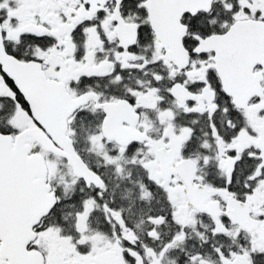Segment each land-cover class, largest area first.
<instances>
[{"label": "snow or ice", "instance_id": "6c2138e0", "mask_svg": "<svg viewBox=\"0 0 264 264\" xmlns=\"http://www.w3.org/2000/svg\"><path fill=\"white\" fill-rule=\"evenodd\" d=\"M0 264H264V0H0Z\"/></svg>", "mask_w": 264, "mask_h": 264}]
</instances>
